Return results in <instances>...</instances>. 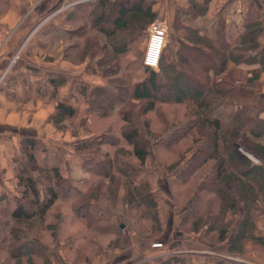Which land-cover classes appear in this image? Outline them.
<instances>
[{
  "label": "trees",
  "instance_id": "16d2710c",
  "mask_svg": "<svg viewBox=\"0 0 264 264\" xmlns=\"http://www.w3.org/2000/svg\"><path fill=\"white\" fill-rule=\"evenodd\" d=\"M211 1L194 0L190 9L183 8L179 12L188 20L205 16ZM156 4V0H96L86 6L90 9L88 19L91 28H83L81 32L86 36H95L85 46L86 53L92 51V46L93 49L98 48L102 53L100 71L104 79L110 78L105 85L90 91L87 111L89 115L100 119L118 115L123 128L120 136L102 134L78 144L75 154L86 158L84 171L101 181L96 188L99 189L101 185L105 187L103 183H107L106 188L113 187L117 190L120 182L117 179L123 181L129 207L141 209L139 219L151 221L155 224L156 232L160 233L162 222L150 184L147 181L138 182L132 168L134 164L120 157L127 153L137 161L135 166L144 168L150 155L149 120L142 123L146 128L144 133L138 117L154 112L159 103L181 104L186 99H192L196 103L195 120L170 132L161 142L162 149L168 152L191 136L194 137L193 143L203 144L201 151L181 169L173 189L188 185L193 175L210 164L212 166L208 177L203 179L200 190L190 197L179 228L187 234L202 232L208 242L223 243L229 239L233 225L231 221H227V213L236 215L240 204H243L245 214L229 245V253L242 254L247 239L262 241V238L256 237L253 214L261 209L260 202L264 201V196L261 198L259 193L254 192L257 184L264 186V166L254 164L239 152V147L242 146L258 159L264 160V116L249 119L240 112L242 104L254 101L257 93L253 82L264 74V43L260 42L264 35V25L259 20L245 19L240 40L233 44L227 39L226 21L222 18L218 20L215 39L188 23L183 25L180 20L182 28L186 30L188 44L183 43L177 49L176 62L165 61L164 53L159 71L145 68L148 76L144 81L133 83L130 74L117 78L121 73V57L132 51L134 44L145 37L147 28L156 21ZM192 34H199L200 38L195 40ZM101 37L112 45H108V42L102 44ZM77 47L80 45L77 44ZM229 64L246 71L252 82L248 80L246 87L228 79L210 84L208 78H212L216 70L223 74ZM192 66L199 67L203 72V82L198 81L200 79H197ZM167 70L176 76L165 78L163 74ZM182 78L187 79L191 87L184 84ZM65 82L63 78L48 80L55 89ZM81 92L87 95L85 88ZM75 115L74 107L59 101L51 122L57 129H61ZM20 144L24 161L15 160L14 164L21 196L0 211V221H3L0 222V242L10 243L13 259L30 256L51 264L46 246L38 242L36 237L42 235L54 205L61 198L69 197L73 186L62 176L58 167L46 166L39 161L36 139L26 138ZM125 145L130 150L125 152ZM105 146L112 147L114 153L106 151L100 157ZM182 159L183 155L167 171L173 172L180 166L179 161ZM98 192L96 189L95 194L81 193L76 197L72 203L75 206L73 212L76 220L89 224L99 223L107 218L106 212L99 209L104 206L103 202L102 205L99 204L102 196ZM216 205L219 208H215ZM124 225L119 224L118 230L122 231ZM7 227H10L8 239L3 236V229ZM161 264L194 263L186 260L183 255L174 254ZM232 264L242 263L234 261Z\"/></svg>",
  "mask_w": 264,
  "mask_h": 264
},
{
  "label": "rangeland",
  "instance_id": "374dc122",
  "mask_svg": "<svg viewBox=\"0 0 264 264\" xmlns=\"http://www.w3.org/2000/svg\"><path fill=\"white\" fill-rule=\"evenodd\" d=\"M95 1L96 0H34L28 8V13L23 17L19 25L23 27L22 29L27 31L30 28L29 38L31 34H39L40 32H43V30H49L44 32L45 35L47 34L44 40L47 45L46 47L48 48H45L44 50L36 48L34 50L32 48L30 51H27L25 55L26 58L31 61L30 64L38 67L40 70H50L53 76L54 74L57 76H64L62 74L65 72L67 74H80L88 79H94V81L100 84V86L105 85V82L109 81L110 78L104 79L100 71L102 68V61L100 60L102 53L98 48L93 49V46L91 47L92 51L86 53L87 47L85 46L95 36H86L81 32L83 31V28H91V23L88 19L90 9L86 6L91 5ZM156 1L157 4L154 6V10L158 14L156 21H165L169 25L165 61L172 63L174 59L176 60L175 52L180 48L181 44H188L185 38L187 35L186 30L182 28L180 23L181 20L184 25L188 23V19L179 11L183 8L190 9L192 4L194 5V0ZM200 2H202V0H200ZM225 23L229 25V28H232L240 23V21H234V19L229 18V22L226 21ZM242 25L243 23H241L240 27L238 25L239 28L236 35L239 36L237 40H229L233 44H237L240 40V34L243 32ZM148 30L149 27L146 30L145 37L134 44L132 51L121 57V73L117 78L123 77L124 74H130L133 83L142 82L147 78L148 74L145 72L142 59L148 45ZM50 34L51 36H49ZM191 36L195 40L200 38L199 34H192ZM263 39L264 35L260 38L261 43H263ZM100 40L102 44H107L108 42V45H112L111 42L102 37ZM0 42L1 50L7 41L0 39ZM77 44L80 45V47H77ZM100 46L101 44L99 43V47ZM192 68H194L197 79H200L198 81L203 82V72H201L197 66H192ZM163 76L170 79L174 78L176 75L170 70H167ZM211 77L212 78H208L210 84L221 79H228L233 81L234 84L246 87L248 80L252 82L247 72L241 70L240 67H236L234 64H229L227 70L223 74H220L216 70ZM111 78L114 79V77ZM57 79H62V77H58ZM182 80L184 84L191 87V83L187 79L182 78ZM8 81L11 82L12 80L8 78L4 79L3 86L5 85L8 88H11L13 85H6V82ZM253 85L257 92L264 93V74L258 81L253 82ZM64 86L65 83L57 89L51 86L53 88V98L56 100L54 101L55 106L51 105L49 108V106L45 105L42 107L46 112L52 113V116L49 119V123L52 125V130H48L49 132L47 131L51 137L48 138L57 141L60 145L61 143L62 145L65 143V154L68 156L67 162L68 164L72 163L75 165L76 162L74 161L71 152H73L74 149L75 153V147L78 144L91 140L95 136L102 134L109 133L120 136L123 123L120 121L118 115L100 119L97 116L89 115L87 111V114H82L83 117H73L63 124L61 129H57L51 120L56 113L57 102H59V99L61 98L60 96L64 94L63 91L60 94V91L63 90ZM83 88L87 90V95L81 92V96L86 97V99L87 97L90 98L91 90L86 87H81L80 90ZM70 90L72 89L70 88ZM2 92L3 90L0 88V95H2ZM171 96H173L172 93ZM29 103L31 102H28L27 104L21 103L22 105L19 106L18 109L21 118L25 116L26 121H28L27 116L30 115L29 113L36 112L35 115H37L39 108L36 104L29 107ZM251 109H253L252 111L254 112V115L251 113ZM136 110H138V108H136ZM9 111H11V107ZM195 111L196 103L192 99H186L181 104H157L154 112L149 113L147 116L143 115L144 117H138L144 133H146V128L142 126V123L145 120H149L147 123H149L148 129L150 131V135H148L150 155L145 167L138 168L135 166L137 161L133 159V157H129L127 153L122 155L123 157H120L122 160L128 161L132 165L134 164L131 166L135 172V179L138 182L147 181L150 184L151 191L158 203L159 216L161 213L158 202L160 197L168 200L169 203L173 202L175 207H177V211H181L183 214L185 208L190 202V197L193 193L200 190L204 181L203 179H206L210 173L209 170L212 164L193 175L188 185H180L173 189V184L181 169L187 166L192 158L201 151L203 144L202 142L193 143L192 141L194 137L191 136L173 146L169 152L162 149L161 142L163 138L168 136L170 132L183 128L189 122L195 120ZM240 112L243 116L248 117L249 119H254V117L257 116L255 115L256 113H258V116H264V95L259 97L255 96L254 101L242 104ZM45 115L47 117V113ZM35 118L37 119V117ZM30 120H33V117H30ZM38 123L39 122L36 121V126ZM29 131L30 129H23L21 135ZM44 133L45 132H43V134ZM262 142H264V140ZM124 148L125 152L130 150V147L126 145ZM106 151L111 154L114 153L112 147L105 146L100 157H102L103 153ZM239 152L256 165L264 162L263 159H258L254 154H251L242 148V146L239 147ZM181 155H183V159L182 161H179L180 166H178L173 172L169 173L167 168L175 166ZM69 157L72 158L70 159ZM79 157H82L85 162V157ZM61 159L60 155L56 154L54 158L52 157L46 162V166L57 167V164ZM18 162H23V160ZM83 168H81V170H77L76 168L72 171L69 170V177H64L62 175L65 179L71 182L73 189L71 190L69 197L61 198L54 205L48 215L47 224L44 227V231L41 233L42 235L36 237L38 242L46 246L48 255L51 258V264H156L158 261L157 256H159L158 254H161L160 250H163L162 247L155 248L156 244H161L163 246L162 243H164L166 253H170L173 251L189 249L188 246H185V249H181L183 242L187 243V241H190L189 237H193L195 240L204 239L207 241L203 237L202 232L198 236H195L197 234H187L184 231L182 232L179 228L178 233L173 231V226H171V229L169 227L165 236H163V223L162 232H156L154 223L145 219H139L141 209L137 208V211V209L130 208L127 204L123 181L117 179L118 182L120 181L117 190L113 187L106 188L107 183H103L105 187L101 185L98 189V187L96 188V185L101 182L99 181V178L84 171ZM4 174L6 176V184L4 186L0 184V211L8 203L11 204L12 201L21 196L20 189L17 186V170L13 162L9 164V169L5 170ZM168 184H170L169 189ZM256 186L257 188L254 189V192L256 191L259 193L262 198L264 196L262 195V193L264 194V186L260 184H257ZM96 189L97 191L99 190L98 194L102 196L100 199L101 203L99 204L102 205L103 202L104 206H100L99 209L106 212L107 218L99 223H81L74 217L73 208L75 206H73L72 203L79 194H95ZM236 192L239 193V190H236ZM167 206L171 208L170 204H167ZM260 206L263 208L264 201L260 202ZM215 208H219V206L216 205ZM177 211L176 213H178ZM242 211L244 215V206L243 204H240L236 215H232L230 212L227 213V221L229 220L233 224L229 237L234 234H232V229L236 225L237 220L239 221V219L241 220L243 218V215L240 217ZM170 218L171 213L166 220ZM121 223L125 225L123 230L119 231L118 225ZM9 230L10 227L3 229V236L7 239L10 238ZM209 243L218 245L213 242ZM0 246H3L0 248V264H45L42 259L37 257L28 256L22 257L19 260L13 259L11 257L12 248L10 243L0 242ZM246 251L248 250H246L244 243L242 254H239L240 256H237V258H241ZM180 255H183L186 260L197 256L196 254H192V251L191 253ZM168 258L169 257H167V259ZM243 260L246 262L247 259L242 257L238 261L242 262ZM249 263L260 264L254 261Z\"/></svg>",
  "mask_w": 264,
  "mask_h": 264
},
{
  "label": "crops",
  "instance_id": "0c3cea01",
  "mask_svg": "<svg viewBox=\"0 0 264 264\" xmlns=\"http://www.w3.org/2000/svg\"><path fill=\"white\" fill-rule=\"evenodd\" d=\"M33 1L0 0V39L7 41L0 50V88L3 90L2 95H0V184L3 186L6 184L4 172L9 169V164L11 162L14 163L15 160L24 161L20 142L26 138L36 139L37 157L42 164L46 165V162L52 157L54 158L56 154L60 155L62 159L57 164V167H59L64 177H69V170L72 171L74 168L81 170L83 168L84 159L75 155L74 149L71 153L76 164H68V156L65 154V143L60 145L57 141L48 138L51 137L47 131L52 130V125L49 123L52 113L46 112L43 107L45 105L49 106V108L51 105L55 106L54 101H56L53 98V88L48 83V80L53 77H62L66 80L63 90L60 91V94L62 91L64 94L62 96L59 95L61 97H59V101L74 107L76 109L75 117L87 114L89 108V97L86 99V97L81 96L80 88L86 87L92 90L100 86L94 79H88L80 74H67L65 72L66 74H62L64 76H57L56 74L53 76L50 70H40L30 64L31 61L26 58L25 53L32 48L34 50L35 48L43 50L48 48L44 40L47 34L45 35L44 32L49 31L43 30V28V32L31 34L29 38L30 28L27 31L19 25L23 17L28 13V8ZM219 18L227 22H229V18L234 19V21H240L232 28H229V25L226 24L227 39L231 41L237 40L239 35H236V32L245 19L259 20L264 25V0H212L207 15L188 20L187 22L194 28L202 30L205 35L215 39L217 37ZM262 42L264 43V39ZM176 60L174 59L173 62H176ZM7 78L12 80L11 82H6V85H13L11 88L3 86V80ZM256 93L258 97L264 95V93L257 91ZM28 102H31L28 104L29 107L34 104L39 106V108L43 107L41 109L38 108L37 115H35L36 112L29 113L31 116L28 115V121H26L25 116L21 118L18 109L23 103L27 104ZM10 107L11 111H9ZM252 110L251 113L254 115ZM255 115L258 116V113ZM30 117H33V120H30ZM36 121L39 122L37 126ZM23 129H30V131L21 135ZM43 132L45 133L43 134ZM72 157L69 158L71 159ZM170 184H168V189ZM158 202L161 210L160 218L164 228L163 236H165L169 227L171 229V226H173V231L179 233L178 229L183 215L182 212L177 211V207H175L173 202L169 203L164 198L160 197ZM167 204H170L171 208ZM170 213L171 218L166 220ZM242 215L243 211L240 217ZM253 218L256 224V237L262 238V241L257 239H247L245 241V248L248 251L241 258H246V262L244 260L242 262L238 261L241 258H237V256L240 255L229 253L230 240L233 236L231 235L229 240L218 245L209 243L204 239L195 240L193 237H189L190 241H187V243L183 242L181 245V249H185V246H188L189 249L170 253H166L165 245L162 243L163 250H160L161 254H158L156 264H161L165 258L167 259L171 255L191 253V251L192 254L197 255L194 258H190L191 260L189 259L194 264H232L234 261L242 264H251L249 262L253 261L264 264V206L253 214ZM239 223L240 219L239 221L237 220L236 225L232 229V234L234 229L236 230L239 226Z\"/></svg>",
  "mask_w": 264,
  "mask_h": 264
},
{
  "label": "built area",
  "instance_id": "2783aa9c",
  "mask_svg": "<svg viewBox=\"0 0 264 264\" xmlns=\"http://www.w3.org/2000/svg\"><path fill=\"white\" fill-rule=\"evenodd\" d=\"M169 34V25L165 21L157 20L150 25L148 30V45L142 59L145 68L158 71L163 55L165 53ZM1 45V42H0ZM258 165H263L259 163ZM161 244H156L155 248H161Z\"/></svg>",
  "mask_w": 264,
  "mask_h": 264
}]
</instances>
